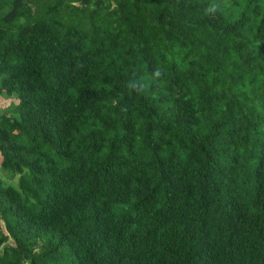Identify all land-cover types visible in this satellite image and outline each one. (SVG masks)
<instances>
[{
	"label": "trees",
	"instance_id": "1",
	"mask_svg": "<svg viewBox=\"0 0 264 264\" xmlns=\"http://www.w3.org/2000/svg\"><path fill=\"white\" fill-rule=\"evenodd\" d=\"M0 99V264H264V0H0Z\"/></svg>",
	"mask_w": 264,
	"mask_h": 264
},
{
	"label": "rangeland",
	"instance_id": "2",
	"mask_svg": "<svg viewBox=\"0 0 264 264\" xmlns=\"http://www.w3.org/2000/svg\"><path fill=\"white\" fill-rule=\"evenodd\" d=\"M10 100L9 99H0V109H3L4 107H6L7 105H9ZM1 175V172H0ZM6 179V177H4ZM11 182H15L16 183V177L13 178L11 180Z\"/></svg>",
	"mask_w": 264,
	"mask_h": 264
},
{
	"label": "clouds",
	"instance_id": "3",
	"mask_svg": "<svg viewBox=\"0 0 264 264\" xmlns=\"http://www.w3.org/2000/svg\"><path fill=\"white\" fill-rule=\"evenodd\" d=\"M155 75H156V76H159V75H160V72H159V71H157V72L155 73Z\"/></svg>",
	"mask_w": 264,
	"mask_h": 264
}]
</instances>
